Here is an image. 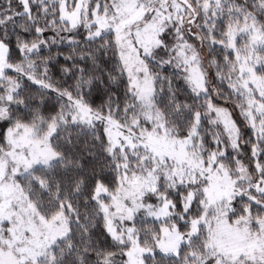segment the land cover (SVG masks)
Wrapping results in <instances>:
<instances>
[{
  "label": "snow or ice",
  "instance_id": "1",
  "mask_svg": "<svg viewBox=\"0 0 264 264\" xmlns=\"http://www.w3.org/2000/svg\"><path fill=\"white\" fill-rule=\"evenodd\" d=\"M0 264H264V0H0Z\"/></svg>",
  "mask_w": 264,
  "mask_h": 264
}]
</instances>
